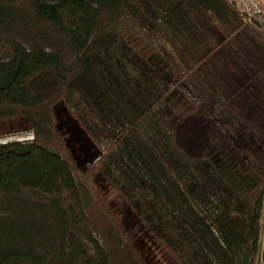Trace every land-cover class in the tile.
Masks as SVG:
<instances>
[{
  "label": "trees",
  "instance_id": "trees-1",
  "mask_svg": "<svg viewBox=\"0 0 264 264\" xmlns=\"http://www.w3.org/2000/svg\"><path fill=\"white\" fill-rule=\"evenodd\" d=\"M233 99L264 120V39L226 0H0V120L29 126L0 135V264H145L94 169L177 264H264V137Z\"/></svg>",
  "mask_w": 264,
  "mask_h": 264
},
{
  "label": "rangeland",
  "instance_id": "rangeland-1",
  "mask_svg": "<svg viewBox=\"0 0 264 264\" xmlns=\"http://www.w3.org/2000/svg\"><path fill=\"white\" fill-rule=\"evenodd\" d=\"M262 2L264 3V0H262ZM122 35L134 50L143 55L147 54V43L144 40L145 36H142V32L137 31L130 25H127L124 27ZM243 104L244 103H242L241 100L233 99L230 102L229 106H231L232 109H235L234 111L236 112V114L243 118H245V116L247 115H249V117L247 116L248 118H251L250 120H253L252 118H255L259 126L258 129L257 125L255 124L257 129L256 132L260 133L259 137H264V120L257 117L253 113L254 109L249 110V107L246 105L243 106ZM57 111L59 116V129L61 134L63 135L66 142L72 144L74 148H77L79 143L78 140L75 139V137H77L79 133H77L76 128L73 127L74 119L67 112V110L63 108L62 105L58 106ZM262 118H264V115L262 116ZM250 120L247 121L253 125L254 122ZM28 129V123L22 116H18L12 119L0 120V135L12 132L27 131ZM73 138L78 145L73 141ZM95 173H97V169H94V174H92V176H90V178L88 179V184L91 190L94 192L96 197L107 206L115 219L118 220L119 223L125 228L131 242L141 254L144 263L177 264L169 251L161 244L159 240L154 237L153 234L149 232L143 222L136 217L134 212L129 207L128 203L122 198L119 192L106 181H99L97 183L94 180ZM261 225L262 234L260 242L262 243L264 237V211Z\"/></svg>",
  "mask_w": 264,
  "mask_h": 264
},
{
  "label": "built area",
  "instance_id": "built-area-1",
  "mask_svg": "<svg viewBox=\"0 0 264 264\" xmlns=\"http://www.w3.org/2000/svg\"><path fill=\"white\" fill-rule=\"evenodd\" d=\"M245 22L257 29L264 39V3L262 0H226Z\"/></svg>",
  "mask_w": 264,
  "mask_h": 264
},
{
  "label": "flooded vegetation",
  "instance_id": "flooded-vegetation-1",
  "mask_svg": "<svg viewBox=\"0 0 264 264\" xmlns=\"http://www.w3.org/2000/svg\"><path fill=\"white\" fill-rule=\"evenodd\" d=\"M78 143H79V140H78Z\"/></svg>",
  "mask_w": 264,
  "mask_h": 264
}]
</instances>
